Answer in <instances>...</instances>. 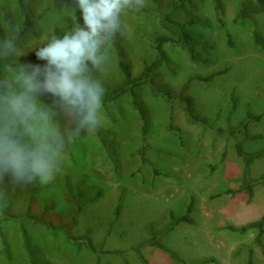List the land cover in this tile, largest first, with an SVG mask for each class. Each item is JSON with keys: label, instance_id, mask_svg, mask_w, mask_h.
<instances>
[{"label": "rangeland", "instance_id": "374dc122", "mask_svg": "<svg viewBox=\"0 0 264 264\" xmlns=\"http://www.w3.org/2000/svg\"><path fill=\"white\" fill-rule=\"evenodd\" d=\"M221 1V15L215 11L214 0H198L193 13L206 24L193 31L195 53L201 61L192 62L180 47L171 45L166 47L169 62L160 71L177 91L182 90L193 98L197 112L209 125L188 122L181 103H168L144 91L143 100L154 125L143 140L139 117L126 99L103 107L101 131L106 133L105 143L93 132H82L79 139L65 148L61 170L38 194L39 200L53 202V219L63 224L74 212L73 201L64 189L65 175L72 181L84 182L87 195H93L94 188L103 192L97 202L88 204L76 215L68 229L74 236L89 229L96 253L77 249L61 235L54 236L42 227L29 224L27 231L32 245L38 248L39 260L49 264H140L138 250L150 264H178L162 250L149 245V230H163L170 213L182 216L193 198V224L174 228L161 239L162 245L173 250L186 264H201L204 260L211 261L206 264H245L250 249L252 264H264V235L257 245L255 230L240 235L227 229L229 226L240 228L261 218L264 184H255L250 201L244 192L224 193L240 187L243 171V162L233 148L240 134L231 137L226 131L247 117H261L258 123L248 126V133L258 138L244 142L243 148L249 153H262L253 161L250 176L254 180L264 176V45L258 47L252 40L256 28L264 42V18L258 14L254 20L234 24L235 0ZM30 5L36 16L35 26L19 46L24 55L17 58V63L27 61V64L43 66L46 61L38 60L35 55L39 44L45 42L56 27L65 32L74 26L70 13H65L59 22L50 20L47 13L62 6L75 8L76 23L83 26L82 14L75 0H30ZM155 7L151 0H145L143 8L130 10L122 17L128 30L124 36L117 37L132 63L134 74L141 70L144 61L152 58L150 39L155 34L165 33L157 20L140 13L144 9L155 16ZM5 11L19 20L14 0H0L1 25ZM220 17L225 23L224 31L232 35L235 49L227 46ZM109 55L106 70L97 73L105 89L121 81L111 50ZM219 72L223 73L207 83L189 80L191 76L207 77ZM231 97L235 99V108ZM39 99L52 106L55 98L42 95ZM53 110L57 111L56 120L61 127L68 126V118ZM170 118L179 135L167 129ZM219 129L223 133H218ZM143 147H147L148 163H143L138 153ZM7 181L9 212L20 215L26 209V194L12 185L9 178ZM42 185L45 184L36 182L31 186ZM1 190L0 186V193ZM119 197L121 207L116 218ZM2 230L9 243L10 257L0 256V264H27L18 225L7 221Z\"/></svg>", "mask_w": 264, "mask_h": 264}, {"label": "clouds", "instance_id": "9594fccd", "mask_svg": "<svg viewBox=\"0 0 264 264\" xmlns=\"http://www.w3.org/2000/svg\"><path fill=\"white\" fill-rule=\"evenodd\" d=\"M75 6L83 26L76 23L75 8L47 13L56 22L70 13L74 26L62 38L52 35L39 44L35 55L46 61L43 66L17 63L24 55L18 46L22 25L10 24L0 40V183L5 177L19 188L50 182L67 145L103 125L105 87L97 73L109 65L117 35L128 30L122 17L143 8L145 0H75ZM44 94L55 98L52 106L41 103ZM54 108L68 126L57 122Z\"/></svg>", "mask_w": 264, "mask_h": 264}, {"label": "trees", "instance_id": "16d2710c", "mask_svg": "<svg viewBox=\"0 0 264 264\" xmlns=\"http://www.w3.org/2000/svg\"><path fill=\"white\" fill-rule=\"evenodd\" d=\"M14 2L16 4L19 20L17 21L12 13L8 11L4 12V24H0V40L6 38L10 24L17 23L22 25V30L18 38V46H20L24 42L27 34L34 28L36 16L31 9L30 0H14ZM151 2H153L156 6V15L154 16L152 12H148L144 9H142L140 13H142V16L145 18H154L157 20L158 25L163 31H165V33L155 34L150 39L149 50L152 58L142 63V68L137 74H134L132 63L128 59L119 38L116 37V41L110 50L113 52L115 57L121 81L118 85L110 86L105 89L103 99V107L116 104L122 99H126L129 102L141 122L143 140H145L147 135L152 131L154 125L145 101L143 100L144 91H149L153 96H159L168 103H172L174 101L181 103L188 122L204 126L209 125L208 120L205 117L200 116L197 112L193 98L190 95L183 94L182 90L177 91L169 82L165 81L164 76L160 72L169 62L166 52L167 46L173 45L180 47L192 62L201 61L195 53L196 47L194 45L193 31L201 27H206V24L204 21L197 19L193 15L196 10L198 0H167L166 2L151 0ZM214 4L216 13L221 15L222 1L214 0ZM235 4L236 14L233 19L234 24L241 25L247 21L254 20V16H257L258 14H261L264 18V0H235ZM145 13L148 14L145 15ZM219 24L220 28L224 31L225 23L221 17L219 18ZM64 33L65 32L61 28L56 27L54 32L48 36V39L52 35L62 38ZM224 35L228 48L235 49V43L232 35L228 31H224ZM252 40L256 46L263 47V39L256 28L252 33ZM18 64L25 65L27 64V61H21ZM222 73L223 72L211 74L207 77L195 75L191 76L189 80L207 83ZM44 96L52 97L50 94H44ZM231 99L233 108H235V99L234 97H231ZM229 118L230 117H228V120ZM260 120V116L247 117L235 128H228L226 131V134L231 137L236 133L240 134V140L234 144L233 148L236 155L243 162V171L240 180V187L236 190L228 189L224 193L235 195L244 192L247 194L249 201L253 197L255 184H264V176L257 180L252 179L250 176L253 161L260 158L262 153H249L245 151L243 143L258 138V136L248 133V126L258 123ZM167 129L175 132L176 135H179V130L173 128L172 126L171 118L169 119ZM93 133L101 143H105V132L100 129L99 131ZM218 133H223V131L219 129ZM146 150L147 147H143L138 151L143 163L149 162L145 155ZM224 157L225 152L222 155V159ZM154 173L158 175L155 169ZM7 178L8 177H5L4 183H0L2 189L1 193L4 194V198L0 199V256L6 259H9L10 257L9 243L2 230V225L7 221L15 222L19 227V234L25 251L27 264H49L48 262L39 260L38 248L32 245L27 231V226L29 224L42 227L47 231H50L54 236L61 235L66 243L77 247V249L85 248V250L89 252L96 253V247L92 242L91 231L89 229L79 236L69 234L68 229L72 227L76 215L80 214L85 206L93 204L101 198L103 195L101 190L94 188V194L87 195L85 193L84 182L79 180L72 181L69 176L65 175L64 189L73 201L74 212L67 223L57 224L53 219V202H43L38 198L40 191L47 188L48 184L40 187L29 186L26 188H20L21 192H25L26 194V209L24 213L20 215H11L9 212L11 201L7 199L10 189ZM121 199V197L118 198L115 208L116 218L119 216ZM193 211L194 200L191 198L182 216L176 217L174 214L170 213L169 222L163 230L159 232H155L152 229L149 230V245L165 252L172 261L178 264H186L185 261L182 260L173 250L162 245L161 239L171 233L177 226L182 224L192 225L193 220L191 218V214ZM227 229L231 232L239 233L240 235H244L249 231L255 230L257 232L255 243L260 245V237L264 235V214L255 222L248 223L240 228L229 226ZM136 253L140 264H150L148 259L141 252L137 250ZM252 254V250L250 249L248 252V259L245 264H252ZM209 262L211 261L204 260L201 264Z\"/></svg>", "mask_w": 264, "mask_h": 264}]
</instances>
